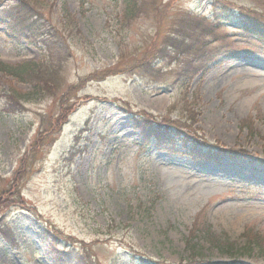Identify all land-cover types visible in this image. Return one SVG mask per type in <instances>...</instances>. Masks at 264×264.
<instances>
[{"label": "rangeland", "instance_id": "1", "mask_svg": "<svg viewBox=\"0 0 264 264\" xmlns=\"http://www.w3.org/2000/svg\"><path fill=\"white\" fill-rule=\"evenodd\" d=\"M144 1L125 21L123 0H31L55 25L61 57L32 33L10 39L0 24V61L60 70L55 94L20 110L0 100V264H54L48 231L58 250L85 245L97 264H186L196 218L236 242L221 250L198 241L206 261L264 264V54L221 12L262 14L264 0ZM187 13L192 26L168 48ZM143 58L147 74H131ZM35 84L0 72V92ZM67 84L77 89L57 124ZM140 111L186 121L200 141L143 144L131 119ZM209 152L218 158H201ZM251 234L261 241L252 250Z\"/></svg>", "mask_w": 264, "mask_h": 264}, {"label": "trees", "instance_id": "2", "mask_svg": "<svg viewBox=\"0 0 264 264\" xmlns=\"http://www.w3.org/2000/svg\"><path fill=\"white\" fill-rule=\"evenodd\" d=\"M125 8L123 12V18L125 21H130L131 19H135L140 15L143 6L145 4L144 0H123ZM155 3L151 4V7H155ZM221 12L227 19H234V23L236 24V28L240 31L242 37L247 40H253L257 44L258 52L264 54V13L258 14L254 10H245L232 8L227 5H222ZM215 15V14H214ZM179 24L177 28H173L171 32L172 34H168L164 39V44L168 48H178L180 44H178V40L174 41L173 36H181L179 33L182 32L183 28L189 24L187 27H191V22L188 21V13L186 17L182 20H179ZM187 23L186 25H184ZM0 24L4 26V33L10 39L17 38L18 35L23 36H31V33L36 35L38 40L41 41L44 46H46L47 50H50V54H53L56 57H61L64 55L63 50L58 45L57 41L60 39V36L54 40V30L55 25L52 21L44 20L41 16L38 7L35 6L31 0H18L11 5H8L5 8L0 7ZM184 25V27H182ZM182 37V36H181ZM49 39L50 41L49 43ZM182 42V40H180ZM174 42V43H173ZM176 42V43H175ZM154 44V43H152ZM178 44V45H177ZM160 50V49H158ZM157 53V51H156ZM148 61V60H147ZM149 62V61H148ZM143 63L146 65V58H143L142 62H138L136 65L131 66V74H137L144 76L147 74V69L143 66ZM203 66L198 67L197 71L192 73H196L198 71H203ZM109 69L99 73L98 77L106 76L110 71ZM60 70L57 67H50L44 70L40 64L35 62H22L18 64H9L3 61H0V72L7 74L9 76L14 77L15 79L22 81H35V88L32 92H20L16 89L9 88L7 90H2L0 92V100L6 108H12L15 106V103H18L17 110L23 109V102L26 101H37L41 100L43 97H48L51 94H55V87H60V83L58 82L57 74ZM94 76H97L95 74ZM82 79L79 78L77 83L82 82ZM50 81V82H47ZM42 84V85H41ZM76 84V83H75ZM46 85V86H44ZM52 86V88H51ZM50 88V89H49ZM77 87L74 84H67L64 87V92L60 97V105H59V117L57 118V124H60L61 121L65 120V117L68 115L70 110V95L74 92ZM42 93V91H44ZM50 90V91H49ZM7 108V110H8ZM10 111V110H9ZM132 113V112H131ZM133 116L131 119L133 120L134 127H137L141 133V136L144 137L143 144L148 143L147 139H151L157 145L163 144L167 142L164 138H168L167 140H172V137H179L183 142L186 141H200L198 137L194 134L189 133L187 130H183L181 127H186L185 125H190L186 121L183 124L173 121L167 116H150L145 112H133ZM245 123L249 122V120H243ZM244 126L243 123H241ZM51 124L48 125V128H44L43 130L38 131L37 134H42V131H48ZM249 126V125H248ZM51 129V127H50ZM51 138V137H49ZM45 137V141L49 139ZM48 142V141H47ZM196 153V150L194 151ZM194 158H198L196 154H191ZM201 158L215 160L218 158L213 153L209 152L201 156ZM12 191L10 189H5L2 191V195H6V197L14 196L12 195ZM10 194V196H8ZM10 200V199H9ZM10 203H22V199H17L15 197L11 198ZM1 204V202H0ZM1 206V205H0ZM199 218L194 220L193 226L190 230L189 235L185 238V249L188 252V256L186 259V264H226V263H209L206 261L201 252L199 250L198 241H205L209 243V245L219 248L221 250H230L235 246V241H231L228 236L224 234H216L213 230H211V226L205 221L204 224L198 222ZM202 225V226H201ZM47 235L52 236L50 250L53 251V260L54 264H97L96 258L90 253V249L86 248L83 245L80 250L73 251L69 250L67 252L58 250L56 244L59 237H56L50 231L47 232ZM54 241V242H53ZM247 246L251 250L254 247H259L260 245V237L256 234H251L250 236H246ZM90 247V246H89ZM244 247V245H243ZM244 247V248H245ZM58 250V251H57ZM57 251V252H56ZM84 252V253H83ZM169 264V263H167ZM232 264H241L240 262H234Z\"/></svg>", "mask_w": 264, "mask_h": 264}]
</instances>
